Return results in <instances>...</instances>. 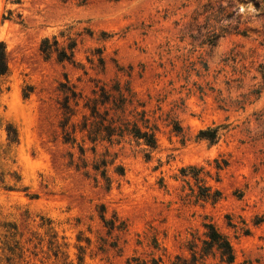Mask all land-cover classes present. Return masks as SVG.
I'll return each instance as SVG.
<instances>
[{
  "label": "rangeland",
  "instance_id": "374dc122",
  "mask_svg": "<svg viewBox=\"0 0 264 264\" xmlns=\"http://www.w3.org/2000/svg\"><path fill=\"white\" fill-rule=\"evenodd\" d=\"M0 41V264H264V0H0Z\"/></svg>",
  "mask_w": 264,
  "mask_h": 264
},
{
  "label": "trees",
  "instance_id": "16d2710c",
  "mask_svg": "<svg viewBox=\"0 0 264 264\" xmlns=\"http://www.w3.org/2000/svg\"><path fill=\"white\" fill-rule=\"evenodd\" d=\"M13 3H20L21 0H8ZM64 34V32H61ZM219 36L220 34H216ZM78 45L76 39L71 38L70 43L68 45L61 46L57 37H53V39L46 37L42 40L40 49L42 53L46 57H50L52 54H57V59L59 61H70L74 62L75 56V49ZM9 65H8V58H7V51L6 45L4 42L0 41V78L5 76L8 72ZM219 130L220 127H209L207 129H203L199 132V137L203 139L209 140L211 143H215L219 137ZM9 134L14 133L17 135L16 129L9 125L8 127ZM130 133L137 139H142L147 145L154 148L156 146V137L153 132L143 131L137 124H134L130 128ZM202 168H198L196 166H189L187 168H183L182 172L184 175H190L189 173L193 172L191 176H193L196 180H201L198 176L199 171ZM211 188L206 187L205 192H200L198 197L203 198L205 200H211L212 202H217L221 197V192L216 190L213 194L210 193ZM207 232V240L205 241V253L210 254L214 248H216L221 253L222 260L227 264H234L235 262V255L233 251V246L229 238L221 233L218 228L214 224H206L205 225Z\"/></svg>",
  "mask_w": 264,
  "mask_h": 264
}]
</instances>
